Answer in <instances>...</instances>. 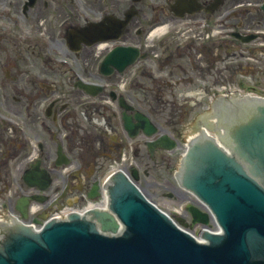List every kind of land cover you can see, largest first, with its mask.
<instances>
[{
  "label": "flooded vegetation",
  "instance_id": "af4514ba",
  "mask_svg": "<svg viewBox=\"0 0 264 264\" xmlns=\"http://www.w3.org/2000/svg\"><path fill=\"white\" fill-rule=\"evenodd\" d=\"M95 1L98 2L99 0ZM25 2L26 0H9L8 3H0V9H4L0 10V115L4 108L18 117L21 116L22 111L18 112L14 110V107L18 108V105L23 104L25 107L22 105L21 108L28 109L31 106L37 108L39 105L43 111V116L48 119L51 118V124H65L67 119L70 118L74 125H78L75 109L77 106L73 103L74 101L70 99L63 100L58 94L53 97L56 92L62 91V94H65V92L61 89L56 91V88H59L57 80L52 78L45 70L51 71L53 69L55 71L58 69L62 71L68 77L67 81L72 85L71 89L75 88V80L69 70L58 67L56 61L61 57L72 60L69 54L74 52L72 49H78L74 53L77 55L81 52L84 55L86 54L88 58L85 59V63L89 64L91 62L89 65L92 66V71L81 70L78 64L75 62L74 64L78 68L80 67L79 69L83 75L88 77L98 76L95 71L96 61L114 46L113 41H107L108 46L104 50L98 51V43L79 41L76 37L78 32H75V30L86 26L89 22H96L105 15L115 14V10L112 9L108 12H103L102 9L94 10L95 8H93L90 0H33L34 4L23 11ZM262 2L263 0H142L138 6L137 16L131 23H133V26L139 25L152 19L154 13L159 21H176L177 17L174 13L190 11L196 12L195 14H198L197 19L199 20L218 19L217 23H214L216 21L214 20L206 27V29L218 27V37H203V42L199 44L191 43L189 45L190 50L186 53L192 55L197 52V54H194L197 57L192 56L199 60L202 59V66L199 63H193L190 67V75H194L195 79H199L201 76L204 78L209 71L225 75L227 70L235 72V66L231 64V61L235 60L234 56H237L235 47L243 46L237 39V35L245 38L248 37L250 31L259 32L264 29V21L260 10ZM228 13L229 17L227 16ZM208 14H211L212 18ZM19 19L22 23L19 22ZM46 19H48L47 24ZM199 20L197 23L201 28L197 27L200 29L201 34H206L205 26L200 25ZM30 21L39 22L40 25L37 24V27H34L35 25L29 24ZM43 22L45 27H41ZM49 23L50 25H48ZM47 25L48 27H46ZM133 26L131 25L128 29H125L121 40L122 42L131 40L136 44H141L140 34H145L148 25H142V28L138 29L137 37L132 34ZM95 33H98V29ZM109 43H111L110 46ZM262 43H264V37L259 34L256 36L255 46L247 49L254 57L264 63V49L260 45ZM227 62L230 64L228 65ZM13 66L17 67L16 73L10 70ZM192 81L194 80L191 79L190 82ZM164 86L167 85L164 83ZM4 95L10 96V101H7ZM46 113L49 115H46ZM111 118L110 128L115 131L114 117ZM38 119H40V116H37L36 121ZM38 122L43 128H48L46 122L42 120ZM3 128H6V125L0 117V129ZM8 132L14 137L13 140L9 141V145L18 144L15 136L18 135L17 131L8 130ZM112 133L114 135H110L109 142L103 140L101 149L104 148L105 144H108L111 156H120L126 148L120 139H116L117 131ZM73 135V132H71L70 136ZM138 148V146H135L134 151L137 157ZM39 150H45L43 145L39 146ZM55 150H57V147ZM49 151L47 149L46 154ZM101 152L102 150L98 151V153ZM98 166V168H101V163ZM80 183L83 188L87 187L88 182L86 179ZM82 186L74 185L72 190H80Z\"/></svg>",
  "mask_w": 264,
  "mask_h": 264
},
{
  "label": "water",
  "instance_id": "95a60500",
  "mask_svg": "<svg viewBox=\"0 0 264 264\" xmlns=\"http://www.w3.org/2000/svg\"><path fill=\"white\" fill-rule=\"evenodd\" d=\"M128 52H131L128 48L116 47L109 59L115 61L117 56ZM125 64H120L119 68ZM137 119L133 124L125 118L130 134L136 133L138 127L149 135L155 131L146 117L137 115ZM260 124L263 131L257 130ZM231 127V141L237 155L250 164H255L254 159L257 164L264 163V108H258L246 120ZM153 143L166 148L174 145L166 135ZM212 158L210 163L214 169V164L222 158L218 153ZM215 174L222 176L218 185L211 184L213 176L209 175L206 179H196L195 189L211 204L224 228L223 237H210L211 244L216 246L195 244L144 203L136 189L126 182L129 187L119 198L112 199V207L130 234L107 238L91 233L87 224H58L43 233L41 246L26 240L8 249V258L0 255V264H264V261L249 263L251 255L256 254L251 249L253 240L264 239V192L243 176L228 171ZM133 175L137 177L134 170ZM25 179L31 184H38L40 180L47 182L46 176L40 180L35 177L33 170ZM190 210L195 219L206 222V214L196 208ZM93 214L104 230H116V222L110 214L99 211Z\"/></svg>",
  "mask_w": 264,
  "mask_h": 264
},
{
  "label": "rangeland",
  "instance_id": "374dc122",
  "mask_svg": "<svg viewBox=\"0 0 264 264\" xmlns=\"http://www.w3.org/2000/svg\"><path fill=\"white\" fill-rule=\"evenodd\" d=\"M8 1L9 0H0V3L5 4V3H8ZM90 3L93 5V8H95L94 10L102 9L103 12L104 11L108 12L114 9L115 13L116 12L120 13V11L125 10V8L129 4V1L128 0H99L98 2H96L95 0H90ZM38 21L40 20L38 19ZM47 23H48V19H46V24ZM29 24L35 25L34 27H37L36 26L37 24L40 25L39 22L35 23L33 21H30ZM48 25H50V23ZM48 25L46 27H48ZM152 25L150 27H152ZM41 27H45L44 22L41 25ZM17 30L20 31L19 28H17ZM173 34L174 33L172 31L168 33L169 40L172 42L175 41V39L173 38ZM141 43H142V46H145L148 48L150 57L152 58V60L150 59L148 60L152 63L149 65V67H152L153 69H155L157 65H155L156 63L154 60V56L156 54L154 52L157 50V46L153 47V45L151 44H154V42L153 43L149 42V38L147 40L142 39ZM144 43H147V45H144ZM248 46H255V43L250 42ZM170 48H171V44L166 47H163V54H164L163 58H165L168 55V53L170 52L169 51ZM241 48L246 49V47L244 46H241ZM69 55H70L69 57H71L72 59L71 61L73 63L75 62L76 64H78L81 67V68L79 67L81 70L87 69L88 71H92L91 69L92 66L89 65L91 64V62L89 64L85 63L86 62L85 59L88 58L86 54L84 55L81 52L80 54L77 55L76 53L71 52ZM241 55H243V53H241ZM245 55L246 53L244 54V56ZM179 61H180L179 59L176 60V62H179ZM239 62H240V65H239ZM231 63L238 64L239 71L236 72V74L232 77H230V73L228 72L227 78H226L227 83L223 82L224 78L222 76H221V79L217 78V80H220V83L226 84L227 87L236 86V87H241L243 89H249L247 87L251 85L252 87L256 88L255 91H251V92L253 93L256 92V94L264 95V74L258 71L259 66H262L261 61L257 60L256 58L249 57L241 61H232ZM185 66L187 68L190 67V65L187 62H185ZM133 69L131 68V70L128 71L127 73L124 72L123 76L122 74L119 76L114 75V78H112L113 76H110V79L112 80V81L110 80V82L113 83V86L115 88H118V84L123 83V79L126 75L129 74L130 76V74H133V71H132ZM10 70L11 72L16 73L17 67L13 66L10 68ZM41 70L43 71V69ZM174 70H177V69L175 68ZM45 71L48 74H50L52 78L57 80V84L59 85V88H56V91L61 89L63 90V92H65V94H62V91L56 92L53 95V97L56 94H58L59 96L63 98V100L70 99L74 101L73 103L75 104V106H77L75 107V109L77 112L78 122L80 125H74L72 123V119L70 118L67 119L65 124H62V123L59 125L51 124L50 122L52 121L51 118L48 119L43 116V111L40 109L39 105H38L39 107L37 106V108H32L31 106L28 109L21 108L23 104L18 105V108L14 107L15 108L14 110H17L18 112L22 111L20 120L22 121V123L23 121L25 122L30 134L33 135L34 137H37L43 140L44 142L43 148L45 150L38 151L34 147L24 146L18 135H15L18 144L9 145V141L13 140L14 138L12 137L13 135L11 136L10 133L6 130V128L0 129V194H1L0 201L1 200L7 201V196L9 198H15V196L12 195V193L10 194L9 190L11 189H5L6 185H9V184L11 185V181L12 180L13 182L16 181V178L18 177H19L18 181L20 182L21 174H22L21 172L23 171V169L27 167L30 161L36 159L34 157L35 150H36V155H38L39 159H41L43 166L45 165L48 168L47 164H48L49 159L51 158V151L54 148L55 142L58 140V134L62 132H67L68 134L73 132L74 134L72 137L70 136L68 138L67 143L64 145V150L67 153H70V157H69V161L71 163L70 165H81L78 162L79 157H81V159L83 157H87V160L89 162L94 163V167L97 169L96 172H94L93 170L92 171L93 174L91 175V171H84V175L82 176V180L86 179L87 182H89V185L93 183L96 179H98L99 176L101 177L105 173L106 170L103 171L105 168L110 169L112 167V166H109L110 163H112V165L114 164L116 166L121 165L126 168H129V165L126 163V161L125 163H118V162L114 163L113 159H117L118 161L120 156L112 157L110 152H108L109 150L108 144H105L104 148L102 149L98 147H93L94 148L93 149L91 147V144H90L91 138L89 137L88 132H92L94 134V132L98 130L102 131L103 127L99 124H94L90 119L86 121L81 114V112L84 109H87V106H95V105L101 104L102 100L107 99V94L101 93V94H98L96 97H90L84 94H80L79 90L75 88L71 89L72 85L68 83L67 81L68 77H66V75L63 74L62 71L58 69H56L55 71L53 69L51 71H47V70ZM189 71H188V74H189ZM148 78L150 79L149 81L150 83H147L146 81L148 89L144 90L143 87L140 88L141 91L144 90L146 92V94H142V95H145V97H147L150 94H153L152 95L153 98L158 97L160 92H162L164 96L168 95L169 88H167L166 90L163 88L161 90H158L159 87L152 82V78L151 77H148ZM20 82L23 83L22 80H20ZM240 84H243V85L241 86ZM134 87L135 89L136 87L139 89V86L137 85ZM180 88L181 87L178 86V89ZM185 89H187V87ZM178 92H180V90L176 91L175 94H177ZM126 93L130 97V100L131 98L132 99L134 98V96L131 95V92L127 91ZM4 96L7 101H10V96H6V95ZM182 97L183 96H181V98ZM194 100L195 99H193V101ZM201 106L202 104H200L199 106H196V105H192V103H190L188 106L184 104V107H181V108L179 107L174 108L171 106L168 107V105H164V106L162 105L160 113L155 115L157 119L154 118V120L159 124V129L164 132H170L178 139L177 147L171 152L160 150L155 153L156 154L155 156L153 155L151 156L147 154V151L145 148L140 147L139 148L140 154H139L138 159L134 158V156L130 154L129 152L131 156L130 160L132 164L137 163L139 168L145 169L147 171V174H144L140 171L138 184L140 185V187L144 190V192L150 199H152L154 202L157 203L159 207H161L162 209L166 211L173 212L175 209H180V208L182 209V211H185L186 202L187 203L196 202L192 194L183 191V189H181L177 185L176 180L173 178L172 171L176 169L179 155L183 151L184 145L182 142L184 141L185 138H187L194 131L193 129H195L194 128L195 121H196L195 112H198V111L201 112V109H202ZM23 107L25 106L23 105ZM96 108H97V111H93L92 109L86 110L89 117H98L100 119L101 117H103L105 118L106 123L108 124L112 123V118L111 116H109L110 114L109 110L104 109L100 106ZM14 110L12 111L14 112ZM2 111L5 115L10 116L8 109H3ZM37 116H40V119L45 120V122L49 124L50 134L42 132L40 129H38L36 125ZM175 118L179 120V122L174 123L176 121ZM82 133H85L87 135L86 140L82 142L84 146L83 148L86 151H84V149L82 148L81 150L82 153H79L77 149H81V148H77L78 142L75 141V134L80 136V134ZM92 136H95V135H92ZM103 139L105 142H109V139L107 138V136H104ZM47 149L50 150L48 154H46ZM100 150H102V152L106 154L103 155L102 158H100L99 156L98 157L94 156L92 159V156L96 155V152ZM80 154H83V155L79 156ZM84 154L85 155L88 154V155L85 156ZM99 163H101V168H98ZM90 167L91 166H89L88 169L86 170H90ZM64 168L65 166L61 165L59 168H57L58 171L56 174L52 172V179L57 178L59 182L62 181V176L60 174V171H62ZM7 172H10L9 173L10 176L12 174V177H13V178L12 177L9 178L8 181L6 179ZM78 191L79 190L74 191L72 193V196L78 194ZM87 204L88 202H85L81 200L80 198V201H76V203L73 206H76L78 208H83Z\"/></svg>",
  "mask_w": 264,
  "mask_h": 264
},
{
  "label": "bare ground",
  "instance_id": "6f19581e",
  "mask_svg": "<svg viewBox=\"0 0 264 264\" xmlns=\"http://www.w3.org/2000/svg\"><path fill=\"white\" fill-rule=\"evenodd\" d=\"M164 29H165V27H160V28H156V29H154L153 31H152V33H151V35H155L156 33H161V32H163L164 31ZM194 134H191V135H189V137H191V136H193ZM91 205H93V204H88V206L87 207H89V206H91ZM38 209V205H36V204H33V205H31V207H30V210L32 211V212H34V211H36Z\"/></svg>",
  "mask_w": 264,
  "mask_h": 264
}]
</instances>
